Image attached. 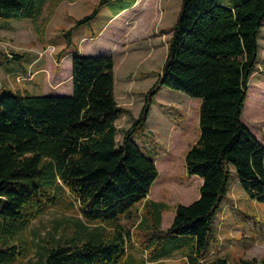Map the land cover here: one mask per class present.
Returning a JSON list of instances; mask_svg holds the SVG:
<instances>
[{"label":"trees","instance_id":"trees-1","mask_svg":"<svg viewBox=\"0 0 264 264\" xmlns=\"http://www.w3.org/2000/svg\"><path fill=\"white\" fill-rule=\"evenodd\" d=\"M106 1L98 0L97 8ZM34 5L0 0V19L34 18ZM95 14L93 9L73 26ZM263 18L264 0H180L160 73L120 140L115 121L124 108L113 95L110 55L72 54L69 95L1 91L0 264H22L28 224L60 206L76 208L78 236L38 245L37 264H131L120 219L141 201L152 207L153 230L160 234L148 237L155 244L152 263L184 248L187 264H264L206 256L231 178L247 198L264 205V146L240 118ZM160 87L199 99L197 135L184 152V171L201 179L197 197L177 204L163 231L162 204L146 198L157 169L132 137Z\"/></svg>","mask_w":264,"mask_h":264},{"label":"rangeland","instance_id":"rangeland-1","mask_svg":"<svg viewBox=\"0 0 264 264\" xmlns=\"http://www.w3.org/2000/svg\"><path fill=\"white\" fill-rule=\"evenodd\" d=\"M97 1L35 0L34 18L0 19V60H11L2 66L5 69L11 66L19 69V76H15L14 80L20 82L24 78L21 73L27 69L29 61L36 60L34 67L43 61L49 62L50 68L57 71L56 63L62 58L61 69L70 72L68 66L70 54L79 49L78 53L83 55H107L101 42L105 40L107 47L117 50L114 90L118 105L124 108L121 117L116 121V139L120 140L123 130L138 116L143 103V93L160 73L171 33L170 28L180 0H107L100 8L96 6ZM216 1L225 5L229 3V0ZM126 6H130L134 18L139 19L138 27L144 22L143 14L157 16V20L162 22V27L152 28L156 32L148 31L146 34L140 32L136 24L132 25L134 18H123L116 27L117 17L112 23L110 33L98 32L105 20L103 12L114 14L123 7L127 8ZM93 9H96V14L92 19L73 26L74 20ZM154 19L151 20L155 21ZM151 20H148V23H152ZM257 44L256 61L248 77L240 118L264 146V18L257 32ZM124 59L125 64L122 63ZM128 74L132 76L131 79L126 77V81L120 80ZM130 80L131 82H128ZM69 86L71 88L70 81ZM198 105V98L166 87H160L150 101L148 114L151 121L150 125L147 124L150 126V137L153 136L163 144L156 147L154 153L158 156L164 145V149L168 150L157 162V176L146 195L149 203L162 204L159 207L161 231L170 224L173 208L177 204H187L198 195L200 179L194 175H187L184 171V151L195 140L197 134ZM181 112L186 118L185 123L180 122ZM132 137L143 152V148L140 147L143 145V130L135 131ZM170 154L173 155V166L171 169L163 170L159 162L168 160ZM142 203L143 201L135 203L120 219V225L127 235L125 254L128 261L131 264H187L184 248L173 251L168 257L157 259L153 261L154 263L149 260V252L155 246L150 241V233L154 237L160 234L153 230L154 221L150 214L152 207L145 209ZM216 214L207 257L224 256L230 262H235L239 258L264 259V205L247 198L234 177L228 183L226 196ZM77 218L79 214L75 207L60 206L50 207L40 217L31 220L26 228L28 247L22 264H37L38 245L48 246L50 238L63 241L77 237L78 235L73 236L78 230ZM162 246L164 249L169 247L165 242Z\"/></svg>","mask_w":264,"mask_h":264},{"label":"crops","instance_id":"crops-1","mask_svg":"<svg viewBox=\"0 0 264 264\" xmlns=\"http://www.w3.org/2000/svg\"><path fill=\"white\" fill-rule=\"evenodd\" d=\"M131 6H132V4H131ZM178 9H179V7H178ZM178 9L175 13V17L173 19V22L176 18ZM130 10L131 9L129 6L127 8L121 9V11L116 12L114 14H109L107 12H103L102 15L105 18V20L103 21L98 32L104 31V33H107V32L110 33L112 30V26H113L112 23L117 20V17H118V21H117L116 27L118 25H120V20H123V18H128V19L134 18V16H135L134 12L132 13V11H130ZM152 18H155L154 19L155 21H152L151 20ZM138 20L136 18H134V20H132L133 21L132 25H134V24L137 25ZM143 20H144V22H141V25L139 27L137 25V28L140 30V32L142 31L143 33L147 34L148 31H152L153 33H155L156 31H153L152 28H155L157 26L160 28L162 27V24H161L162 22H161V20L160 21L157 20V16L151 17L147 14H143ZM148 20H151L152 23H148ZM122 30H124V29L122 28ZM133 30H134V27H133ZM101 42L103 44L102 47L106 50L107 55H110L113 58V77H114L113 78V80H114V82H113V95H114V98L116 101V95H115L114 88H115V79H116V75H117L116 62H115V60H116L115 54H117V50L114 48L111 49V48L107 47V45H106L107 42L105 40L101 41ZM119 46H121V45H119ZM79 51L80 50L78 49L76 52H79ZM71 56H72L71 54L68 56L70 61H71ZM65 59L63 60V62L65 61ZM9 61H11V60H9V59L0 60V65L2 67V68H0V92L1 91H10V92L25 93V94H33V95H37L36 92H38V91H40V93H38V94H47V92H54V93L58 92L54 95H69L71 93V88L69 86L70 72L69 71L67 72V71H64V69H61L60 66L62 63V58L56 63L58 66L57 71H54V70H52V68H50L49 62L44 63V61H43V62H41L40 65H38L36 67L33 66L36 60H32V61L27 62V66H26L27 69L24 70L23 73H21V74H23L24 78L22 80H20V82L14 80L15 76H19V72H18L19 69H17L14 66L6 67L7 69H5L4 66H2L3 63L9 62ZM122 63L125 64V59L122 61ZM68 66H71V62H69V60H68ZM22 70H23V68H22ZM28 71H30V72H28ZM63 72H67V73L63 74ZM126 77L127 78L130 77V79H131L132 76L129 74L124 75V78L121 77L120 80L126 81ZM51 81H53V83H51ZM23 82H25V83H23ZM67 82H68V84H67ZM128 82H131V80ZM62 92H64V93H62ZM116 103H117V101H116ZM122 113L118 115V117L116 118V121L119 117H121ZM149 114H150V111H149ZM149 114L147 116V119L144 123L143 128L141 129V130H143V145H141L140 147L143 148L144 154H146L147 156L152 158V160L155 164V167L157 168V162L159 161L160 157L162 155H164L165 153H167L168 150L164 149L165 148V145H164V147H162L160 150V154L158 156L155 155L154 152H155L156 147H161V146H163V144L162 143L160 144L153 136L150 137L151 131L149 130L150 126H148V125H150L151 116ZM131 116L133 117L134 115H131ZM180 117H181L180 122L185 123L186 118L184 117L182 112H181ZM116 121H115V124H116ZM175 124H177V123H175ZM184 131H186V129H184ZM137 145L139 146L138 143H137ZM172 156L173 155L170 154L168 160L165 159V160H161L159 162L160 167L163 170H168V169L172 168V166H173ZM157 171H158V168H157ZM200 182H201V179H200ZM216 215L217 214H215V217H217ZM224 217H223V219H224ZM212 257H217V256H212ZM259 260L264 261V259H259Z\"/></svg>","mask_w":264,"mask_h":264}]
</instances>
